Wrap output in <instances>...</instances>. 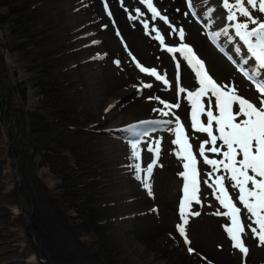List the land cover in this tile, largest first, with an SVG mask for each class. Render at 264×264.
<instances>
[{"label":"rangeland","instance_id":"rangeland-1","mask_svg":"<svg viewBox=\"0 0 264 264\" xmlns=\"http://www.w3.org/2000/svg\"><path fill=\"white\" fill-rule=\"evenodd\" d=\"M59 1L0 0V264H242V254L231 246L223 225L215 237L206 238V228L226 220L214 215L218 207L209 211L193 203V211L201 215L189 217L185 227L190 244L184 242L176 229L182 189L157 181L166 164L162 140L152 176L141 173L138 181L130 166L146 167L155 153L142 145L141 159L131 160L130 145L122 139L126 133L118 131L162 118L153 111L163 107L154 97L164 99L165 92L143 87L158 81L146 78L128 55L130 48L125 50L123 36L116 34L119 23L112 6L120 5L127 20L135 7L144 12L149 30L139 20L134 25L158 71L176 75L172 57L151 28L162 25L165 35L177 40L176 35L159 19L153 22L139 0H75V15L83 27L78 33L65 10L56 8ZM154 1L175 27L184 23L183 10L189 13L212 44L211 30L226 22L222 0H191L193 8L189 0ZM212 7L215 23L209 29L203 13ZM215 46L240 73L234 48L224 44V54ZM120 159L126 161L124 178L119 175ZM145 178L151 192L143 186ZM153 184L160 187L163 200L153 193ZM120 186L127 188L126 194L117 191ZM158 208L173 210L175 222L167 226ZM246 231L245 264H264V246ZM203 238L224 254L208 253ZM125 242L133 247L127 249ZM141 247L143 254L132 260ZM188 247L194 251L189 253Z\"/></svg>","mask_w":264,"mask_h":264},{"label":"snow or ice","instance_id":"snow-or-ice-1","mask_svg":"<svg viewBox=\"0 0 264 264\" xmlns=\"http://www.w3.org/2000/svg\"><path fill=\"white\" fill-rule=\"evenodd\" d=\"M120 2L123 4V0ZM246 2L250 7L245 6L244 0H234V2L222 0V10H226L225 25L220 30H211L210 35L212 41L220 46L221 51H226L224 44L234 48L240 61L237 67L243 76L255 85V90L260 94L258 97L260 106L252 102L251 97L244 98L243 95L238 94L236 87L218 83L217 79L213 78L214 74L206 70L205 61L196 54L190 44L166 46L168 53H180L183 59L195 69V75L199 78V86L187 91L186 95L190 105V127L194 132L206 134L197 146L202 163L208 166L204 171L203 183L213 189L214 199L224 209L217 208L214 215L227 218L228 223H225L223 227L232 242L233 249L241 252L242 264H245L249 251L245 243L248 231L241 219L242 209L237 206V202L229 193V186L236 190V200L246 210L245 215L250 221L247 229L251 233V238L257 240L258 245L264 246V0H246ZM139 3L146 5L153 22L159 19L171 28L170 34H177L180 41L185 40L184 28L177 29L172 25L169 16L162 14L154 0H139ZM104 7L107 9L108 5L105 4ZM188 7H194L191 0ZM215 11L216 8L212 7L203 13V19L207 21L209 29H213ZM134 13V15L131 13L128 15V20L133 22V26L134 22L139 20L143 28L146 31L149 30V23L147 19H143L145 14L141 8L135 7ZM188 14L185 13L186 16ZM191 14L196 16L198 13L194 11ZM107 15L111 18L112 12L107 11ZM113 25L115 26L114 20ZM151 32L155 33L154 38L159 41V44L165 45V36L161 34L158 27L153 26ZM116 34H120L118 29ZM124 47L127 50L126 43ZM242 49H246V54L242 52ZM128 55L141 73L154 77L156 81H162L166 86L170 84L166 76L162 75L156 67H145L132 55L131 51H128ZM228 59L236 63L231 55ZM115 63L119 65L120 60L117 59ZM176 67L177 69L180 67L179 62ZM143 87L150 89L152 84L146 83ZM177 91L185 93L186 89L178 87ZM212 97H215L216 112L212 109ZM154 98L163 105L162 108L153 109L162 118L142 120L118 131L126 133L122 139L130 145L131 160L141 159L142 145H147L148 152L155 153L156 159L147 163L146 167H142L139 163L130 166L138 181L141 180V173H144L145 177L152 176L154 166L161 155L162 137H153V134L166 131L174 136L171 144L176 146L174 154L182 162L183 169L178 173L182 178V198L178 205L180 222L177 223L176 229L184 242L190 244L185 226L189 223V217L201 215L199 210L193 211V203L203 207L200 198L201 170L198 167L201 161H198L197 153L193 151V144L190 142L185 124L181 122L180 116L172 111L179 109L181 104L168 102L159 96ZM205 98L208 100L207 107ZM234 104H238V110L235 113ZM169 116L174 119L167 118ZM238 117L244 118L238 121ZM153 144L156 145L155 148L152 147ZM209 153L214 154L213 157H210ZM226 181L229 182L227 186ZM143 186L151 192V185L147 178L143 180ZM153 211L156 210L153 209ZM187 250L189 253L194 251L191 247Z\"/></svg>","mask_w":264,"mask_h":264},{"label":"bare ground","instance_id":"bare-ground-1","mask_svg":"<svg viewBox=\"0 0 264 264\" xmlns=\"http://www.w3.org/2000/svg\"><path fill=\"white\" fill-rule=\"evenodd\" d=\"M114 3V2H113ZM155 3V1H154ZM75 0H60L58 2V5L56 8L58 9H64L65 13L70 20V24L72 26V29H76L78 33L83 32V27L79 21L80 17H76L77 13V6ZM156 4V3H155ZM157 6V4H156ZM158 7V6H157ZM159 8V7H158ZM112 12L114 16L116 17L118 23H119V31L121 35L123 36V39L127 43L128 47L130 48L132 54L136 57V59L143 64L145 67H156L153 60L147 55V45L146 42L144 43L143 39L141 38V32L139 29L134 25L130 24L127 18L125 17L122 8L117 5L112 6ZM185 11L183 10V19L184 23L180 25L179 27H183L185 30V40L180 41L177 34V40H175V37L167 36L164 31V27L162 25H159L158 28L161 30V34L165 36V48L166 46H179L182 43H188L193 48V50L196 52V54L205 61L206 70L209 71L210 74H214V79H217L218 83H225L229 84L233 87H236L238 94L243 95L244 98H252V102L257 103V106H260L258 103V97L260 94L255 90V87L252 85H248V83L245 81V79L242 76V73L235 70L230 62L225 60L223 57H221L218 50L215 48L216 43H210L208 41V38L206 39L204 36V32L197 24H195L189 15H185ZM79 21V22H78ZM179 27H176L177 29ZM179 41V42H176ZM209 42V43H208ZM215 44V45H214ZM218 48H220L218 46ZM221 49V48H220ZM166 51V50H165ZM167 52V51H166ZM224 54L225 52L222 51ZM168 53V52H167ZM175 64L179 62L180 67L177 69L176 67V75L169 74L165 71H159L162 75H165L166 78L170 81L169 85H164L162 81H158V83H154V86L152 84V87L155 88H163L164 89V99L171 103L179 102L181 104V107L179 109H173V112L180 116L181 122L185 124L186 131L190 137V142L193 144V151L194 153H197V159L198 161H201L198 164L199 169L201 170V192L200 195L202 196V204L207 208V210L211 211L212 209L221 208L218 204V201L214 199V193L213 189L208 188L204 183V171L207 169L208 166L204 165L202 163V158L199 157L197 146L199 142L205 138L206 134L203 133H197L194 132V130L190 127V105L188 104L186 100L187 91L194 90L199 86L198 80L199 78L195 75V69L191 65L187 63L182 57L180 53H168ZM226 56V55H225ZM145 74V73H142ZM136 76L140 77V73H136ZM146 78H153L151 76H147ZM178 87H184L186 89L185 93H178L177 89ZM208 100L205 98V106L207 107ZM212 109L214 112L217 111L215 107V97H212ZM238 110V104H234L233 111L234 113ZM244 117H238V121L240 119H243ZM206 119V118H202ZM174 139V136L171 134H167L163 139V147L162 150L164 151V160L166 162L163 171L161 172L160 176L157 178V181L162 182H169L173 188H176L177 191L182 189V178L179 177L178 173L182 171V162L178 157L175 156L174 151L176 146L171 144V140ZM218 143H220L218 141ZM210 157H213L214 154L209 153ZM214 158H220V157H214ZM240 157H238L239 159ZM120 167H118L119 175L124 178L125 173L128 171L127 166L125 165L124 159H120ZM118 164V163H116ZM251 174V173H250ZM127 182V181H122ZM226 186L228 185V181L225 182ZM251 187V185H249ZM127 190V188L120 186L117 191L123 192ZM153 193L156 194L157 199L163 200L164 196L161 193L160 187L157 186V184H153L152 186ZM229 193L232 195L233 200L237 202V206L241 207V219L245 224V229L247 227V216L245 215V211L242 206L239 204V202L236 200V190L232 189L229 186ZM123 195L126 194V192L122 193ZM218 194V193H217ZM173 200V199H172ZM169 201V204L172 202ZM215 201V202H214ZM159 210V218L164 221V223L169 226L168 224H173L176 220V214L173 212V210ZM227 220V218H226ZM223 221L221 224L215 225L212 229H207L205 225L202 227L206 228V238L210 239L215 237L219 226L224 225L226 222ZM151 223V221L149 222ZM205 230V229H204ZM125 238V236H124ZM206 238H203L204 240L201 241V244H203L205 247H209V252H216L217 254H224V250L220 248L218 245L214 244L213 242L208 241ZM127 249H131L133 247L129 246V243L125 242L124 244ZM143 254L142 247L138 249V252H136L135 256L132 258V260L137 259L139 254ZM213 254V253H212ZM152 254L150 256H145L147 260L152 259Z\"/></svg>","mask_w":264,"mask_h":264},{"label":"water","instance_id":"water-1","mask_svg":"<svg viewBox=\"0 0 264 264\" xmlns=\"http://www.w3.org/2000/svg\"><path fill=\"white\" fill-rule=\"evenodd\" d=\"M2 122H3V124H4L5 127H8V125L4 121H2Z\"/></svg>","mask_w":264,"mask_h":264}]
</instances>
